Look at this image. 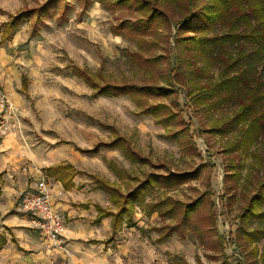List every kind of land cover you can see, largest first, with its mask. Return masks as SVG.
Here are the masks:
<instances>
[{"label": "rangeland", "instance_id": "1", "mask_svg": "<svg viewBox=\"0 0 264 264\" xmlns=\"http://www.w3.org/2000/svg\"><path fill=\"white\" fill-rule=\"evenodd\" d=\"M44 1L0 0L3 57L8 58L7 66H14L18 74L29 79L28 92L21 94L19 105L12 100L15 118H9V112L0 106V120L10 119V125L12 123L9 129H0V139L14 132L13 136L21 139L25 147L66 145L62 153L68 159L62 163L73 161V170L81 175L80 178L95 184L93 177L98 176L120 185L124 191L127 183L132 182L128 173L143 177L149 171L165 173L168 167L172 172L180 173L199 170L195 179L170 189L158 188L144 204H137L131 221L125 219L118 229L108 261L98 260V264H179L184 258L197 263L198 257L207 264L225 261L227 264H264V236L255 242L237 236L239 214L257 192L259 181L264 177V134L255 142H244L250 135L247 134L248 125L228 129L225 124L237 109L234 104L195 111L188 102L185 88L176 86L180 108L174 110L183 119L179 127H184L193 136L200 154L194 150L186 152L182 145L169 138L167 127L158 124L153 116L139 114L140 109L131 97H94L90 85L77 75L78 68L96 75V78L102 74L104 80L140 78L137 67L128 57L130 51L137 50L136 41L114 32L121 20L134 19L135 14L127 9L112 10L95 1L84 10L79 0H69L67 20H59V10L54 18L47 20V25L41 24L36 31L32 19L22 21L13 39L1 42L9 15L24 7H37ZM160 33L168 35V31ZM171 35H175L174 27ZM172 45L173 42L168 50L170 62L174 57ZM155 52L162 53V50ZM166 62L165 68L168 67ZM7 66L0 65V75ZM214 70L217 73L219 68L214 65ZM162 101L170 103L171 100ZM219 127L221 130L216 132L214 129ZM120 135L131 141L138 153L154 166L131 160L116 148L101 147L97 154H83L76 150L78 147L93 148L100 141H112ZM25 165H32L35 173L36 169L44 173L43 168L30 161ZM31 170L26 167V171ZM5 173L0 174V243L4 236L8 243L0 247V264H73L64 234L66 250L44 239L39 227L31 222L27 228L38 231L34 232V237L28 235L26 240L36 242L31 248H24L8 230L7 225L15 228L22 223L23 216L33 218L19 210L17 196L12 197L13 203L1 200ZM47 181L49 183L48 177ZM167 197L184 202L200 197L203 206L211 199L217 215L216 226L210 224V229L202 233L190 227L185 237L173 233L160 241L156 228L174 223L178 215L149 213L148 207L150 203H158ZM108 208L117 210L113 200ZM162 208L166 209V205ZM259 222L256 219L247 226L256 229ZM233 243L238 251L230 248ZM92 252L85 254L86 261L93 260Z\"/></svg>", "mask_w": 264, "mask_h": 264}, {"label": "trees", "instance_id": "2", "mask_svg": "<svg viewBox=\"0 0 264 264\" xmlns=\"http://www.w3.org/2000/svg\"><path fill=\"white\" fill-rule=\"evenodd\" d=\"M79 1L84 10L98 1L104 8L127 9L136 15L134 19L121 20L114 32L136 41L137 50L130 51L128 57L137 67L140 78L104 80L102 74L96 78V75L78 68L77 75L90 85L94 97H131L140 109L139 114L153 116L158 124L167 127L169 138L182 145L186 152L194 150L200 154L193 136L184 127H179L183 119L174 110L175 107L180 108L176 86L185 88L188 102L195 111L234 104L237 109L225 124L228 129L248 125L247 134L250 135L246 134L244 142L250 144L264 134V0ZM69 7V0H45L37 7L21 8L9 15L1 42L11 41L22 21L32 19L33 30L36 31L41 24L47 25V20L54 18L59 10V20H67ZM172 27L175 35L170 37ZM163 30L168 31V35L160 33ZM171 42L173 62H170L168 54ZM158 49L162 53H156ZM165 62L168 65L166 68L163 66ZM214 65L219 68L217 73ZM22 81L26 87L28 78L25 75ZM167 98L171 100L170 103L162 101ZM218 129L221 130L220 127L214 130L217 132ZM101 147L119 149L131 160L154 166L138 153L131 141L121 135L112 141H100L93 148L78 147V150L97 154ZM69 167L72 168L70 165L65 166ZM198 171L172 172L168 167L165 173L149 171L143 177H133L128 173L129 181L132 182L127 183L126 191L120 185L94 176L97 186L109 193L117 206L115 212L100 208L97 219L112 215L116 230L125 219L131 221L135 206L144 204L156 189H170L184 184L195 179ZM165 205L166 209H163ZM204 206L200 197L190 202L167 197L158 203H150L149 213L158 212L162 216L173 217L178 215L174 223L156 228L159 240L163 241L173 233L185 237L190 227L201 233L208 230L210 224L215 227L217 215L211 199ZM263 206L264 177L259 181L257 192L239 214L238 237L255 242L264 236ZM256 219L260 220L259 227L249 229L247 225ZM6 242L4 236L0 247ZM179 264L190 263L184 258Z\"/></svg>", "mask_w": 264, "mask_h": 264}, {"label": "crops", "instance_id": "3", "mask_svg": "<svg viewBox=\"0 0 264 264\" xmlns=\"http://www.w3.org/2000/svg\"><path fill=\"white\" fill-rule=\"evenodd\" d=\"M0 56L1 67L7 66L8 58L3 57L1 48ZM22 78V74H18L14 66H7L0 75V90L7 91L11 100L18 105L22 97L21 94L26 95L28 92V84L25 87ZM13 135H15L14 132L6 134L0 139V168H2L0 174L6 171L2 176L1 190L3 193L1 200L13 203L12 197L17 196L19 199L21 193L35 183L37 173L32 169V165H25L26 162L30 161L34 165L43 168L46 178L48 177L49 185L53 187L56 207L64 217L63 234L66 236L69 254L73 257V264H84L88 261L91 264H98V260L103 263V260L108 261L112 252L111 246L115 242L114 239H117V232L121 226L114 230L112 215L104 216L100 220L97 217L100 208L109 212L116 211H111L108 208L112 200L111 195L102 190L96 183L92 184L87 182V179L80 178L81 175L76 174L73 170V161L69 160V162L62 163L68 159L62 153V149L66 148V145L25 147L22 140L15 138ZM17 144H19V148ZM64 165H70L72 168H65ZM26 167L32 170L26 171ZM30 179L31 181H29ZM31 222L33 221L23 216L22 223H18L15 228H12V225H7L8 230L13 232L15 239L24 248H31L32 243L36 242L32 239H29L30 241L26 240L28 235L34 237V232L38 231L27 228L29 224H32ZM5 238L8 241L6 236ZM87 241L90 243H87ZM88 251H93V260L86 261L84 259ZM185 259L190 264H199L200 262L207 264L199 257L197 263Z\"/></svg>", "mask_w": 264, "mask_h": 264}, {"label": "built area", "instance_id": "4", "mask_svg": "<svg viewBox=\"0 0 264 264\" xmlns=\"http://www.w3.org/2000/svg\"><path fill=\"white\" fill-rule=\"evenodd\" d=\"M0 106L9 112L8 117L15 118V107L7 92H0ZM6 112V111H5ZM12 125V123H11ZM10 119L0 120V129L7 130L11 127ZM37 177L35 183L24 190L18 199V208L24 213L32 216V221L39 227L44 239L53 242L66 250V242L63 237L64 217L56 207L53 189L49 185L46 175L42 170L36 169ZM238 251L235 243L230 247Z\"/></svg>", "mask_w": 264, "mask_h": 264}]
</instances>
